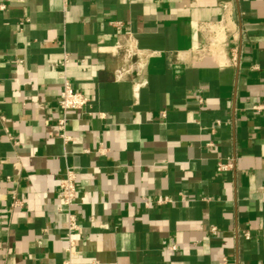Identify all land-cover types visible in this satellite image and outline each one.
<instances>
[{
	"label": "crops",
	"instance_id": "obj_1",
	"mask_svg": "<svg viewBox=\"0 0 264 264\" xmlns=\"http://www.w3.org/2000/svg\"><path fill=\"white\" fill-rule=\"evenodd\" d=\"M0 5V264H264V0Z\"/></svg>",
	"mask_w": 264,
	"mask_h": 264
},
{
	"label": "built area",
	"instance_id": "obj_2",
	"mask_svg": "<svg viewBox=\"0 0 264 264\" xmlns=\"http://www.w3.org/2000/svg\"><path fill=\"white\" fill-rule=\"evenodd\" d=\"M4 5H0V9H3ZM206 31L209 33H212L214 35V38L216 40H221L222 34L225 31V27L222 23L218 25H207L205 27ZM128 40H131V38L128 36ZM116 49H123L124 56L127 59H131L133 57H138L139 53L137 48H135L133 45L129 44L124 47H122L121 44L117 43L115 45ZM234 52V50H233ZM233 58H235L233 56ZM66 62V60H65ZM120 72V71H118ZM88 98L83 95L82 93L75 91L70 82L66 77H63L62 81V88L59 93L58 98V104L62 111V116L58 120V130L60 132L59 137L61 140L66 143L70 140V137L66 134L65 125H66V112L68 110H81L84 109L88 104ZM255 110L259 111L264 115V103L254 107ZM210 145V143L208 144ZM232 168V163L229 159L227 162H219L217 164V171H226ZM75 172L70 169L66 168L64 177L61 179L59 183V190H58V196L60 200L62 201V205L67 210V222H66V230H67V239H68V245L65 249L67 253V258L63 261L62 264H73V258L76 255V252L73 250V239H72V232L78 229L74 214L71 212V208L74 204L75 198H76V186H75ZM18 205V201L15 198V196H12V203L11 206L15 207ZM212 232H215V228H211ZM245 239L249 238V234L247 232L244 233ZM170 250L175 251L176 248L174 246L169 247ZM225 261V259H223Z\"/></svg>",
	"mask_w": 264,
	"mask_h": 264
}]
</instances>
